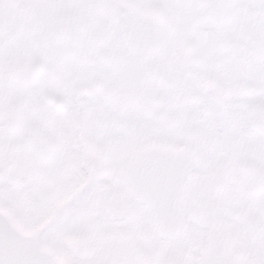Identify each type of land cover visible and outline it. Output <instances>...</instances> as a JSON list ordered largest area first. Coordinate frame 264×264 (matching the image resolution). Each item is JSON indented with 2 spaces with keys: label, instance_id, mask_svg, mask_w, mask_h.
Segmentation results:
<instances>
[{
  "label": "flooded vegetation",
  "instance_id": "af4514ba",
  "mask_svg": "<svg viewBox=\"0 0 264 264\" xmlns=\"http://www.w3.org/2000/svg\"><path fill=\"white\" fill-rule=\"evenodd\" d=\"M129 6L0 0V197L66 264H264V74L246 73L264 65L190 43L138 55L118 41ZM156 140L169 176L188 168L175 203L138 159Z\"/></svg>",
  "mask_w": 264,
  "mask_h": 264
},
{
  "label": "rangeland",
  "instance_id": "374dc122",
  "mask_svg": "<svg viewBox=\"0 0 264 264\" xmlns=\"http://www.w3.org/2000/svg\"><path fill=\"white\" fill-rule=\"evenodd\" d=\"M152 5H162L169 12L172 11L174 17L179 19L180 24L184 23L182 26L195 25L188 32H176L172 28L173 18L168 19V25L170 26L169 31L166 33V43L163 45L162 55H154V57H159L158 61H164V59H171L174 54L172 47H167L171 43V37L174 35L179 38L180 36H186L188 39L193 40L196 43H203L207 49L208 58L217 57L219 51H215L220 45H228L230 42H242L241 46L246 48V45L250 43V37L253 34H261L264 37V0H226L224 3L220 4V0L217 3L221 5L226 19H225V29H210L209 26H213L209 16L207 18H202L201 16H206L205 1L203 0H151ZM153 7V6H152ZM190 15H189V14ZM236 19V22L234 21ZM183 20V22H181ZM233 34L231 32L232 27H237ZM201 27H204L205 32H200ZM249 51V50H247ZM176 52H180L179 49ZM152 56V55H151ZM222 59L233 60L236 55H228L227 52L222 51L219 56ZM209 59V61H210ZM249 59V57H247ZM211 62V61H210ZM255 71L254 70H250ZM264 74V70H262ZM67 137L73 136L72 134H67ZM20 207L27 211L26 205H20ZM28 213V211L26 212ZM165 241L162 240V243ZM202 246V242H199L196 250ZM197 254V251H196Z\"/></svg>",
  "mask_w": 264,
  "mask_h": 264
},
{
  "label": "water",
  "instance_id": "95a60500",
  "mask_svg": "<svg viewBox=\"0 0 264 264\" xmlns=\"http://www.w3.org/2000/svg\"><path fill=\"white\" fill-rule=\"evenodd\" d=\"M254 54L264 58L257 43ZM0 264H57V260L41 238L18 229L0 211Z\"/></svg>",
  "mask_w": 264,
  "mask_h": 264
}]
</instances>
